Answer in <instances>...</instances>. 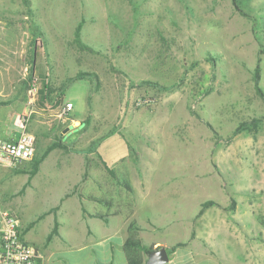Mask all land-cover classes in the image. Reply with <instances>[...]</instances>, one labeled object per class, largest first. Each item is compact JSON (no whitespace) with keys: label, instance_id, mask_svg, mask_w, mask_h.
<instances>
[{"label":"rangeland","instance_id":"1","mask_svg":"<svg viewBox=\"0 0 264 264\" xmlns=\"http://www.w3.org/2000/svg\"><path fill=\"white\" fill-rule=\"evenodd\" d=\"M240 1L243 13L231 0H0V111L28 119L38 156L57 140L70 148L48 153L29 182L30 161L0 167L1 206L36 245L60 207L67 242L48 245L46 264H105L132 222L145 245L184 244L167 264H264V122L234 134L264 117V0ZM81 22L94 53L75 43ZM39 72L54 93L80 72L91 78L39 109ZM82 206L109 229L101 217L79 221ZM87 225L96 235L84 236ZM99 235L109 237L93 243ZM112 259L124 263L120 252Z\"/></svg>","mask_w":264,"mask_h":264},{"label":"trees","instance_id":"2","mask_svg":"<svg viewBox=\"0 0 264 264\" xmlns=\"http://www.w3.org/2000/svg\"><path fill=\"white\" fill-rule=\"evenodd\" d=\"M235 9L237 11H239L240 13H243L242 10V2L240 0H231ZM81 27H82V22L76 27L75 30V43L77 44V46L80 49L86 50L88 52L94 53L95 50L90 48L88 45H86L82 39H81ZM35 54V53H34ZM36 55V54H35ZM35 65L34 68L32 66L31 68V72L35 71ZM36 78V82L38 85L37 88V107L40 109H44V105L48 102H54L55 104L59 103L62 100V96H63V92L64 90L74 81L76 80H80V79H86L87 77L91 78V74L85 73V72H80L77 75H75L72 78H68L60 87L59 89V93H54L50 83L48 82V78L43 74V73H38V76H34ZM255 83H256V89L258 93H261V90L258 87V79H259V68L256 67L255 69ZM264 122V117L261 118H256L253 119L250 122H242L240 123L236 130L234 131V134L240 132V131H244V130H256L258 128L259 125H261ZM90 123V117H88L86 120H84L81 125L82 126H87ZM108 137L106 136H102L96 140H94L89 149L88 152H92V151H96V149L98 148V146L101 144V142ZM55 149H60L63 150L65 152H68L70 150V148L63 142L60 140L54 141V143H52L51 145H49L46 150L40 155L38 156V154L35 152L32 159L30 160V170L28 171L29 173V177H28V182L30 181V179L37 173L39 165L43 162V160L46 158V156L48 155V153H50L51 151L55 150ZM103 166L108 170V172L110 173L111 177L120 185H122L123 187L129 189V186L127 184L126 181L119 179L115 173L114 170L111 169L110 167H108V165L106 164V162H102ZM19 171V170H18ZM21 172H23V170H21ZM79 198H81V194L78 195ZM91 200L99 203V204H105L108 205L110 207H112V204L109 201L100 199V198H91ZM215 205L214 202L211 201H207L201 204L200 206V210L197 214V217H200L202 215V213L209 207ZM83 212H85V210L83 209ZM94 217H102V216H98L96 214H94ZM102 218H106V217H102ZM34 223H31L30 226L28 228L31 227V225H33ZM264 225V222H263ZM57 222H55L54 227L51 231V233L48 235L47 237V241H50L52 239V237L57 234ZM21 235L24 234V231L21 230ZM138 231H139V227L135 224V222H132L127 229V237L124 239L123 241V251L125 254V258L127 261V264H145L146 259L145 257H148L150 255V253L154 250H157L159 248H154L152 245L148 246L142 243V241L138 238ZM184 244L182 243H178L173 245L172 247L167 248V252L169 254V256H171L178 247L183 246Z\"/></svg>","mask_w":264,"mask_h":264},{"label":"built area","instance_id":"3","mask_svg":"<svg viewBox=\"0 0 264 264\" xmlns=\"http://www.w3.org/2000/svg\"><path fill=\"white\" fill-rule=\"evenodd\" d=\"M32 95H37V89L32 88ZM73 109L67 103L63 109L66 114ZM23 127L16 142L0 140V167L14 169L30 161L35 153V138L27 131L28 119L22 120ZM0 197V264H38L41 253L28 244L21 235L19 217L1 206Z\"/></svg>","mask_w":264,"mask_h":264},{"label":"crops","instance_id":"4","mask_svg":"<svg viewBox=\"0 0 264 264\" xmlns=\"http://www.w3.org/2000/svg\"><path fill=\"white\" fill-rule=\"evenodd\" d=\"M75 124V123H74ZM22 127H23V123H22V119H21V115L18 113V112H15L14 110L12 109H7V110H3V111H0V140H3V141H7V142H16L18 140V138L20 137V134H21V131H22ZM27 131L29 132L28 130V123H27ZM30 133V132H29ZM34 135L32 133L34 138H35V152L37 151V146H36V137H35V132H33ZM37 153V152H36ZM29 162V161H27ZM24 164V163H23ZM21 164V165H23ZM21 165H18L16 168L14 169H18L20 168ZM40 166V165H39ZM7 169V168H6ZM75 192H72V193H76L77 194V199L79 202H82L84 200V198H87L85 197V194H83L80 190H79V185L76 186L75 184ZM78 190V191H77ZM79 194H81V198H79ZM71 194H66L62 201H64V199L66 200V198H70ZM90 198H93V197H90ZM2 199V198H1ZM102 199V198H100ZM104 200V199H103ZM99 204V203H98ZM81 206V205H80ZM60 208V207H59ZM59 208H54L56 209V217L53 218V224H55V222H57V234H55L52 239L50 241H47V237L48 235L51 233L53 227L49 230V232L47 233L46 237H45V241H44V244L41 245V246H38L36 245L35 243H33L32 241H30L27 237V232H29V230H26V229H23L22 230V225H21V230L24 231V234L22 235L24 240L32 245L33 247H35L42 255V258L39 260L38 264H46V262L49 260V256L46 257V259L44 258V250L48 247V245L55 239L57 238H61L62 240L66 241L67 242V238H64L62 236V233L60 231V223L59 221L57 220V212L59 210ZM83 209L85 210V208L82 206L81 207V212H80V215H79V218L80 220L79 221H89V220H95V218H98V217H94V214H90L88 213L86 210L85 212H83ZM9 211H11L10 209H7ZM13 213L16 214L15 211H11ZM71 210H67L66 211V214L67 215H70L72 216L71 214ZM43 215H49V211H46V212H43L42 213ZM17 215V214H16ZM98 215V214H96ZM18 216V215H17ZM99 216V215H98ZM19 217V216H18ZM85 217V218H84ZM102 217H106V218H102ZM101 218L103 219V221L101 222L103 227H106V224H108V227H109V223L107 221V216H102ZM20 219V218H19ZM21 222V220H20ZM106 227V228H108ZM86 230H84V236L85 237H93L94 235H96V232L93 230L92 227L88 226L85 228ZM109 229V228H108ZM78 228L76 225L73 226V230H72V233L70 232L68 234V236L70 238H78L79 236V232H78ZM75 234V236H74ZM109 235L108 236H97V239L93 241V243H98V244H103L104 242H106V240L108 239ZM108 252L110 253V258L107 259V261L105 262V264H114V261L112 259V255L114 254V252H120L121 256H122V259L124 261L123 264H127V261H126V258H125V254H124V251H123V241H120V244H115V245H112L108 248ZM170 261V260H169ZM169 263V262H168Z\"/></svg>","mask_w":264,"mask_h":264},{"label":"water","instance_id":"5","mask_svg":"<svg viewBox=\"0 0 264 264\" xmlns=\"http://www.w3.org/2000/svg\"><path fill=\"white\" fill-rule=\"evenodd\" d=\"M170 260V256L166 247H160L154 250L148 256L145 264H167Z\"/></svg>","mask_w":264,"mask_h":264}]
</instances>
